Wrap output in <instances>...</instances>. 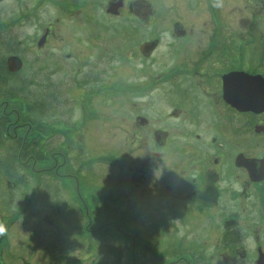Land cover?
Listing matches in <instances>:
<instances>
[{
	"label": "flooded vegetation",
	"instance_id": "af4514ba",
	"mask_svg": "<svg viewBox=\"0 0 264 264\" xmlns=\"http://www.w3.org/2000/svg\"><path fill=\"white\" fill-rule=\"evenodd\" d=\"M37 21L27 51L18 30ZM9 31L12 39L2 42ZM0 47V85L8 84L4 71L13 75L11 99L22 85L39 88L35 75L44 70V85L67 95L66 112L51 119H60L72 138H109L106 156L82 163L68 157L59 164L63 172L45 166L60 185L53 195L35 185L34 194L59 195L68 207L60 214L104 215L102 228L113 235L132 234L126 219L136 200L156 198L155 213L173 234L166 249H192L196 239L207 245L213 233L201 239L210 218L217 219L221 249V263L189 250L160 264H264V0H0ZM28 64L33 74L20 79ZM38 132L27 130L29 155ZM45 133L48 154L40 158L69 155L72 146L59 140L60 132ZM28 172L29 182L34 172ZM14 195L6 194L11 207L19 206ZM28 205L0 212L7 228L0 264H97L98 247L83 245L82 229L98 233L99 227L52 232ZM170 216L177 217L172 229ZM194 217L199 229L191 232ZM116 239L107 243L113 264H120L121 242L122 264H146L132 254L129 239Z\"/></svg>",
	"mask_w": 264,
	"mask_h": 264
},
{
	"label": "rangeland",
	"instance_id": "374dc122",
	"mask_svg": "<svg viewBox=\"0 0 264 264\" xmlns=\"http://www.w3.org/2000/svg\"><path fill=\"white\" fill-rule=\"evenodd\" d=\"M40 27L41 26L39 22L37 21L35 25L31 24L29 26H21V29L18 30V35L22 38L23 42L27 45V51H29L30 49H33L31 39H28V36L32 35L33 32L36 34ZM11 33H12L11 31L3 33L2 42H4L7 39L11 40L12 39ZM2 52H3V48L0 47V60H1V56L4 55ZM30 59L31 58L26 57V60H28V63H31ZM40 64L43 67V64L41 62ZM28 65L29 66L31 65L30 71L23 70V72L19 74L20 79L30 77L31 74H33L30 72H32V69L34 71V67L32 66V64H28ZM25 68H27V66ZM43 72L44 70L39 71L35 75V78L37 80H42L44 78ZM3 75H4V78L8 81V88L14 87L15 84L12 81L13 75L9 74L6 71L3 72ZM4 78L3 80H5ZM50 94H52V92L49 91V95ZM45 101H46V98H45ZM24 103H26V101L22 99L20 96L19 98H16V99L10 98L6 101V103L0 102V116H4V118L0 121V128H2V130L7 129V132H9V135H12V134L19 135L23 129L27 130V127L22 125V123L26 122V109H25L26 105H24ZM27 104L32 111H35L34 109L36 106L35 99L29 98L27 101ZM50 119L51 118H49L48 120ZM7 122H9V124L6 125ZM58 132L62 134L59 136V140L66 141L67 146H72V148H69L68 150L69 155L63 153V155L61 156V154L55 153L53 155L54 157L51 160L40 158L42 157V155L38 151L40 145H38L37 138H36L35 148L32 152H30V154L34 158H36L35 159L36 161L34 163L35 170L33 171L34 175L32 176V178H34L35 180L34 181L35 184H33V179L31 178L29 181L30 183L28 181L26 182L28 184L23 183L22 181L20 184H18L17 182L11 186V182H13V180H10V181L6 180L8 173L5 174V172H7L8 168L6 169L4 165L1 166L0 178L2 179L1 180L2 182L0 183L2 185H0V193H2L1 194L3 196L2 201L4 202L3 205L0 206V212H2V214H6L12 209L22 210L25 208V206H23L25 203V204H29L26 209L35 211L37 219H41L40 216H45L47 225L51 227L49 230L52 232H55V229H54L55 226H65V227L73 228V235H75L74 231L80 230V227L85 228L86 226H89L92 229H96V227H99L100 231L98 233H92L90 232L91 230L87 231L85 229H82V234H83L82 238H83V243H84L83 245L94 242L95 243L94 247H98V250L96 251L97 254L94 255V257H92L95 263L97 264H113L114 259L112 257L111 252L108 250L107 243H108V240L109 241L118 240L116 238H121V240L124 238L129 239L130 248L132 249L136 247L135 253L133 252L132 254H135V258H144L146 264H149V262H151L152 264H156V263L160 264V263L166 262L165 260L166 256H173L176 259H181L182 257L185 256L187 252H190V251H192L194 255H198L200 259L202 258L199 255H203V256L206 255V257H208L207 255H210L213 258H215L216 263H221L220 259L217 258V256H219L221 249L216 248L215 246L217 238L215 239L216 229L213 224L216 222L217 220L216 218H210L211 222L209 220L208 223L211 225L207 226L205 234L203 235V238L201 239L202 243H204L206 236L212 232L213 234L209 235L208 238L206 239L208 241L207 245L206 244L199 245L200 242L198 239H196L195 243L191 245L192 249L185 248L186 246L185 244H180L176 246L170 245L171 248L168 247V249H166V244L170 243L171 239L173 238V234L169 233L167 231L168 228L162 225L166 217L164 216L157 217V214L155 213L158 210L157 208L158 204L155 202L156 198H153L154 201L147 200V204H146V200H142V199L136 200V203H135L136 206H134L131 209V214L126 219L128 221V224L131 225L130 227H132V232H133L132 234L130 230L127 229V231L130 232L129 235H124L119 232L113 235L111 234L112 229L110 227L105 226L102 228L103 223L108 220V218H105L104 215L97 213V214H92L91 217H88V215L86 214L78 213L77 217L67 216L64 214H66L65 211L68 210V207L66 206L65 203L62 202L63 200L59 195L57 196L49 195L48 198H44L43 196L39 197V195L42 192L40 193L37 191L34 194L33 187L35 185L39 186L41 189H44L46 191L48 190L52 195H53V190L57 189L60 185L59 181L48 179L49 177L46 175L45 170H44L45 166L50 167L52 165H55L56 166L55 168L58 172H63L65 170L60 168L59 164L61 162H64L66 158L68 157L69 159L73 158L75 161L82 163V162H87L91 158H94L97 156L103 157L102 156L103 153H106V151L109 150L108 149L109 138H106L103 136L95 137V138L93 137L72 138L73 136L70 137L69 132L65 130V125L62 124L61 121L58 120L57 118H53L47 124L45 135L46 136L52 135ZM5 143H6V140L4 141V146H0V148L3 150V151H0V161H3L7 155H8L7 159L9 158L10 152L7 149V147L9 149L11 147L8 144L5 145ZM40 144L44 145V143H41V142ZM61 145L63 146V143H61ZM65 145L62 150H67L65 148ZM4 151L7 154L6 156L2 155ZM24 154H27V153L23 152V155ZM107 154L108 152L105 154V156ZM45 162H48V163L45 164ZM14 171L15 170H13V172ZM23 171H26L28 173V170L23 169ZM58 179H60L64 183V181L62 180V176H59ZM21 184H25V185H21ZM13 187L16 190H13ZM8 193H10L11 195H14V193H16V195H19V197L16 199V201L19 202V206L11 207L13 201L8 202L9 205L5 203L7 198H8L7 200L9 201L11 199V197L6 196V194L8 195ZM13 199H15V197ZM69 204L71 206H74V205L76 206L78 205L79 207L81 206L80 202L73 203L70 201ZM60 210L64 214H60L59 213ZM168 219H170L169 221L170 223L168 222L169 228L172 229L173 221L175 222L177 220V217L170 216L167 218V220ZM115 220L120 221L119 219H115ZM175 223L177 224V222ZM19 224L21 225L22 223H19ZM180 226H181L180 230H182L184 228L183 224L181 223ZM77 227L78 229H76ZM198 229H199V226L197 223V218L194 217L188 226V230L193 232ZM159 233H162L163 235H160ZM196 234L198 237L202 236L201 233L199 232H196ZM188 235H189L188 233L185 234V237H187ZM113 237H116V238H113ZM176 238H177V241L180 243V239L177 237V234H176ZM190 238L191 237L188 238V241H191ZM146 246L149 249L146 248ZM179 246H181V248H179ZM199 246L202 247L201 250H198ZM121 247H122V250H120L119 252L118 251L116 252L118 255L115 258L116 262H119L120 264H122V259H123V242H121ZM152 247L155 250L153 249V251H151ZM173 247H178V248H173ZM141 248H146V249H141ZM150 251L152 252V255L155 256L154 258L151 257ZM157 251H161V252L164 251L163 253L165 254L162 259H159L161 258V256L156 257L158 253ZM135 264H137V261L135 262Z\"/></svg>",
	"mask_w": 264,
	"mask_h": 264
},
{
	"label": "trees",
	"instance_id": "16d2710c",
	"mask_svg": "<svg viewBox=\"0 0 264 264\" xmlns=\"http://www.w3.org/2000/svg\"><path fill=\"white\" fill-rule=\"evenodd\" d=\"M38 83H40V86L36 89H28L27 85H22L20 87L21 92L19 90V96L26 101V103H24V105H26V122L22 123V125L26 126L27 130L28 128L30 129L32 126H34V129L36 131L39 129V132L36 134L37 137H35L38 138L37 142L38 145H40L38 151L42 156H46L48 153L44 149L45 143L43 141V136L45 130L47 129V124L49 123L48 119L55 115L60 116L61 114L65 113L66 106L68 105V103L65 89L53 86L46 87L44 85V79L40 80V82ZM49 91L52 92V94L49 95ZM12 97H15V92L13 91V89L8 88V84L6 83H4L3 86L0 85V100ZM29 98L36 100V106L34 108L35 111H32L27 104ZM3 118L4 116H0V121ZM7 124H9V122H7L6 125ZM27 130L23 129L19 135H9L7 129L2 130V128H0V146H4V141L6 140L5 145L8 144L11 147L10 149L7 147L10 152L8 159V155L6 154V152H3L2 155L7 156L3 161H0V169L2 165H4L6 169L8 168L7 172H5V174L8 173L7 178H10V180H13L14 182H18V184H20L22 181L23 183H26V179L29 177V172L27 173L26 171H23V169L32 172L35 170V164H33V162H35L36 160L29 159L31 158V154H28L30 150L28 151L29 143L28 141H26L28 140L26 136ZM40 142L44 143V145H41ZM0 151L3 150L0 148ZM23 152H26L27 154L23 155ZM31 167L34 169L31 170ZM13 170L15 171L13 172ZM153 249L154 248L152 247V250ZM157 252L158 254L156 255V257H162L161 252ZM167 258L168 256L165 257V260H167Z\"/></svg>",
	"mask_w": 264,
	"mask_h": 264
},
{
	"label": "clouds",
	"instance_id": "9594fccd",
	"mask_svg": "<svg viewBox=\"0 0 264 264\" xmlns=\"http://www.w3.org/2000/svg\"><path fill=\"white\" fill-rule=\"evenodd\" d=\"M7 233V228L3 223H0V236H3Z\"/></svg>",
	"mask_w": 264,
	"mask_h": 264
},
{
	"label": "water",
	"instance_id": "95a60500",
	"mask_svg": "<svg viewBox=\"0 0 264 264\" xmlns=\"http://www.w3.org/2000/svg\"><path fill=\"white\" fill-rule=\"evenodd\" d=\"M263 199V198H262ZM263 213H264V205H262ZM260 255V254H259ZM264 257V255H260V258Z\"/></svg>",
	"mask_w": 264,
	"mask_h": 264
}]
</instances>
